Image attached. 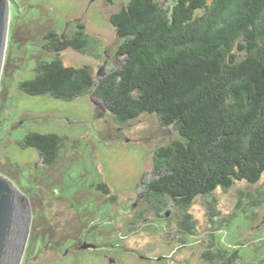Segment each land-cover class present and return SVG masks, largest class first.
Segmentation results:
<instances>
[{
  "label": "rangeland",
  "instance_id": "374dc122",
  "mask_svg": "<svg viewBox=\"0 0 264 264\" xmlns=\"http://www.w3.org/2000/svg\"><path fill=\"white\" fill-rule=\"evenodd\" d=\"M160 1L167 9L175 2ZM128 2L9 0L0 77V174L31 207L20 264H224L235 251L232 264L264 260V176L255 184L239 182L199 195L187 208L171 198L164 205L146 190L157 149L181 139L177 129L150 113L120 122L93 94L67 101L20 88L38 65L56 58L66 66H88L96 78L121 67L124 58L117 52L124 39L111 17ZM81 26L87 49L55 52L54 44ZM31 132L62 137L54 164H44L35 148L21 147ZM83 241L92 246L81 248ZM208 253L218 256L211 260Z\"/></svg>",
  "mask_w": 264,
  "mask_h": 264
},
{
  "label": "trees",
  "instance_id": "16d2710c",
  "mask_svg": "<svg viewBox=\"0 0 264 264\" xmlns=\"http://www.w3.org/2000/svg\"><path fill=\"white\" fill-rule=\"evenodd\" d=\"M111 21L124 39L117 52L124 58L121 67L96 78L88 66H66L56 58L38 65L20 88L31 96L67 101L93 94L120 122L150 113L177 129L181 139L157 149L146 190L164 205L171 198L187 208L217 188L259 182L264 176V0H175L170 9L160 0H129ZM81 29L54 44L55 52L86 50L88 35ZM61 138L56 132H31L21 147L35 148L49 166L59 157ZM237 254L225 263L232 264Z\"/></svg>",
  "mask_w": 264,
  "mask_h": 264
},
{
  "label": "water",
  "instance_id": "95a60500",
  "mask_svg": "<svg viewBox=\"0 0 264 264\" xmlns=\"http://www.w3.org/2000/svg\"><path fill=\"white\" fill-rule=\"evenodd\" d=\"M9 0H0V77L5 56ZM168 216V213H167ZM29 199L0 174V264H20L30 232ZM92 246L83 245V248Z\"/></svg>",
  "mask_w": 264,
  "mask_h": 264
}]
</instances>
